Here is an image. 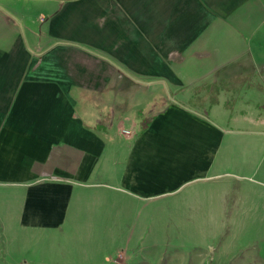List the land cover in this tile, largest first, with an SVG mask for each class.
<instances>
[{"label": "crops", "instance_id": "obj_1", "mask_svg": "<svg viewBox=\"0 0 264 264\" xmlns=\"http://www.w3.org/2000/svg\"><path fill=\"white\" fill-rule=\"evenodd\" d=\"M144 212H264V0H0V253L106 264Z\"/></svg>", "mask_w": 264, "mask_h": 264}, {"label": "rangeland", "instance_id": "obj_2", "mask_svg": "<svg viewBox=\"0 0 264 264\" xmlns=\"http://www.w3.org/2000/svg\"><path fill=\"white\" fill-rule=\"evenodd\" d=\"M153 92L164 101L174 99L190 107L188 100L198 92L208 105L209 95L197 87ZM154 95H148V101ZM226 96L231 105L240 99L239 94ZM217 99L221 100V91ZM245 100L242 96L239 101ZM218 102L208 111L213 117ZM155 103L150 106L153 110L163 107L158 97ZM193 108L203 113L202 108ZM252 213L228 212L227 223L221 227L210 212H144L135 221H139V232L130 233L134 241L114 250L106 264H264V212ZM0 254V264H14L4 251Z\"/></svg>", "mask_w": 264, "mask_h": 264}, {"label": "trees", "instance_id": "obj_3", "mask_svg": "<svg viewBox=\"0 0 264 264\" xmlns=\"http://www.w3.org/2000/svg\"><path fill=\"white\" fill-rule=\"evenodd\" d=\"M197 88L199 89V92H204L209 95L208 105H206V102L204 101L203 94L200 95L198 92L188 100V104H192L193 107L198 106L203 109L204 114H208L212 105L218 102L217 96L221 91V82L208 81L200 84Z\"/></svg>", "mask_w": 264, "mask_h": 264}]
</instances>
